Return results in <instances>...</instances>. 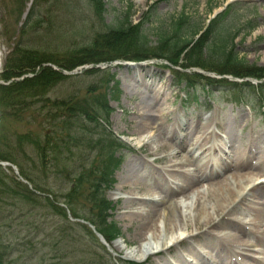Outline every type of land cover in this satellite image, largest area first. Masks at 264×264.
I'll list each match as a JSON object with an SVG mask.
<instances>
[{
	"label": "rangeland",
	"instance_id": "obj_1",
	"mask_svg": "<svg viewBox=\"0 0 264 264\" xmlns=\"http://www.w3.org/2000/svg\"><path fill=\"white\" fill-rule=\"evenodd\" d=\"M34 1L0 0V52L2 54L0 155L9 154L11 157L3 161L12 163L17 169L0 165L2 168L0 175L4 178L1 183L5 184L7 189L12 181L16 182L18 190V194L12 195L9 191H4L5 188H2V185L0 186V242L14 247L9 254L5 255L3 264H84L97 258L98 254H100V259L104 258L103 244L99 240L95 241L80 228L72 230L69 226H65L66 222L57 210L46 205V198L56 197L58 201H62L63 196L72 186V178L80 174L79 166L81 164L88 166L92 161L99 162L100 158L96 157L98 148L86 145L89 139H92L95 144L98 142L104 145L105 149L109 144L105 143L104 139H97L98 134L94 133V130L91 134L87 131L90 123L88 116L85 120L73 117L72 122L76 130L72 129L74 134L71 138L72 152L68 154L69 157L63 156L59 162L61 168L69 171L74 169L73 174L67 176L60 171L57 173L55 170L58 166L57 162L51 166L53 171L46 178L41 173L40 156L35 149L38 144L35 141L40 142L53 136L54 133L51 132L52 127L49 123L43 122L41 125L42 119L36 115H30V112L43 108L44 113L46 109L58 104L60 100L67 101L72 96L74 97L71 104L81 98H90L100 93H105V98L108 100L110 93L113 94L111 81L114 73L119 80L121 91L116 98L112 97L109 100L110 125L108 127L122 140H127L129 137L130 140L127 141L132 150L125 152L126 158L115 173L117 181L114 187L106 192L107 198L114 204L110 219L120 227L118 242H124L121 250H117L111 243L110 251L106 250L110 255L107 256L110 258L108 264H112V259H117L118 261H115L117 264H167L171 258L181 260L182 253L179 251L181 247L187 249L196 245V242L204 246L206 244L213 246L217 238H210L208 231L222 236L223 241L233 239L230 233H236L237 229L229 224V218H235L244 224L256 219L264 220V214L262 218L258 216L261 204H257L258 201L255 200L252 202L253 198L249 197L240 205L217 216L212 226L206 228L199 225L196 236L198 238H183L171 248L150 254L142 261H135L124 255L127 249L141 242L142 233L155 218L154 209H164L168 216H172L175 200L180 193H186L187 187H192L201 181V178L189 177L190 180L186 182L188 186L180 192L162 189V195L158 198H162V201L144 200L143 207H139L135 202L137 199L129 198L135 189L134 182L139 177L143 183L147 184L138 193H143L142 190L151 189L156 185V172L162 167L169 169L167 166L170 165L168 155L170 148L175 149L178 159L190 158L188 162H195L188 149L193 146L194 137L207 130L204 124L209 121L214 122L216 130L224 134L223 138L230 153L233 154L232 160H235L234 157L238 156L240 151L248 152L249 150L250 152L255 147L264 150V107L259 106L261 103L253 95L245 94L244 101L236 103L229 100L223 90L219 93L215 86L208 88L198 85L194 92L196 99L191 96L188 98L187 89L183 87L184 85H176V79L161 64L165 60L159 57H157L158 61L150 59L141 63L115 61L112 67L109 66L102 71H85L84 68L82 74L78 73V76L65 78L46 90H35L36 85L33 81H27L26 84L19 85V88L11 90L12 84L20 81L23 74L28 76L31 74V71H20V69L31 68L27 66L30 64L28 56L47 59L42 65H37L33 73L49 63L57 66L62 62L67 63L69 58L73 59L72 55L70 57V52H75L79 46L89 43L98 31L105 29V24L112 23L114 13L122 10L129 12V9L132 15L127 31L133 27L136 28L138 22L150 17L153 22L145 25V31L154 44L156 41L155 28L159 26L158 21L169 24L171 16L186 12L185 14L190 16V23L194 24V27L201 25L203 33L210 20L216 18L219 13L224 12L231 5L226 13L221 15V18L225 19V26L233 27L231 32L235 50L239 56L245 58L247 64L264 69V0H36L32 16L24 21L18 16L19 6L22 4L21 7L24 8L26 4L30 7ZM91 2H102L103 7H100V11L104 10V13L100 12V17L95 13ZM255 25H257L256 28L250 31L251 26ZM135 31L138 30L132 33L125 31L126 34L119 36L130 39ZM3 60L6 62L3 63ZM14 63L21 68L17 69ZM139 74L144 77L146 83L162 86L161 96L163 91L166 93V98L160 99L158 105L152 98L155 92H152L144 82L138 83L134 80V76ZM18 89H23V97L15 93ZM34 93L38 95L33 96ZM23 100L24 104L20 103ZM205 116H208V119H204ZM81 128L87 131V133L84 131L83 136L79 131ZM147 128L152 130L156 138L154 139V145L157 144L156 149L151 148L153 136L151 141L137 145L136 139L139 138L140 132ZM186 133H189L188 138H184ZM211 134L208 133L207 136ZM172 135L175 139L171 138ZM61 136L67 137L63 134ZM204 136L206 132L201 139ZM214 137L222 139L218 135L211 138ZM209 144V139L201 141L200 146L197 147L201 153H198L196 159L202 157ZM249 156H252L251 152ZM153 159H155L154 162ZM230 163L233 164L231 161ZM226 165L229 164L226 163ZM258 165L263 168L264 162L257 160L256 164L252 165L248 157L244 167L249 166L246 170L255 172L253 167H258ZM19 170L35 182L39 179V184L51 189L54 197L47 192V189L35 190L29 181L25 182L27 180L19 176ZM261 177L264 178V175ZM217 178L219 179L216 174L211 176L208 174L203 180L211 182ZM18 182L24 186L18 185ZM25 183L28 186H25ZM23 187H28L33 191V194H29L31 199L22 195L24 192L20 188ZM140 209L142 211H139ZM246 225L253 228L250 224ZM246 231V236L245 233L239 234L240 240L251 238L249 236L251 233ZM99 244H102V247ZM207 252V250L204 251V256L211 257L212 253L210 255Z\"/></svg>",
	"mask_w": 264,
	"mask_h": 264
},
{
	"label": "trees",
	"instance_id": "obj_2",
	"mask_svg": "<svg viewBox=\"0 0 264 264\" xmlns=\"http://www.w3.org/2000/svg\"><path fill=\"white\" fill-rule=\"evenodd\" d=\"M95 13L99 16L104 13V10L100 11V7H103L102 2H91ZM231 5H229L230 7ZM222 13H219L216 18L210 20L206 26V30L202 33L201 25H192L190 23V16L186 15V12H181L180 15L171 16L169 24L158 21L159 26L155 28L156 41L154 44L150 40L148 34L143 27V23L148 22L146 20L140 22L136 28H131L129 31V20L132 15L130 9L129 12L121 11L113 14L111 24H105V29L98 31L92 39L84 46H79L75 52H70L68 62L59 63L58 66L71 69L79 64L84 63H99L109 62L115 59H131L141 60L149 57H160L167 59L173 65H179L183 68L199 67L206 70L214 71L218 74H230L236 77H255L264 78V69H258L254 65L247 64L245 58L239 56L235 50L233 43V36L231 30L233 27H227L224 24V18H221L223 13H226L228 8ZM100 17V16H99ZM226 27V28H224ZM255 28L251 26V29ZM135 31L134 36L130 39L121 38L120 34L132 33ZM126 31V32H125ZM117 37V38H116ZM116 41V42H115ZM115 42V44H113ZM113 45V46H112ZM29 63L27 66L30 69L21 70L17 63L14 66L20 71H31L37 65H42L45 58H39L36 56H28ZM34 57V58H33ZM63 61V60H61ZM99 70V69H97ZM22 73V72H21ZM179 75L186 82L198 81L206 79L207 82H216L219 84L229 86L233 91L239 90V84L228 81L225 78L211 79L201 76L198 73H186L178 72ZM68 78L61 71L53 69L50 66H42L33 73L32 76L22 78L18 82H14L11 86V90L19 88V85L26 84L27 81H33L37 89H50L56 83ZM249 82H245L247 85ZM254 90V87H251ZM23 89H18L15 93H19V97H23ZM38 95L37 93L32 94ZM102 96V97H101ZM74 96L70 97L67 101L60 100L58 104L46 109L43 113V108H39L38 111H31L34 115L40 116L42 122H47L51 125L54 135L50 138L43 139L42 141H35L38 145L35 146L37 154L40 156V169L41 173L47 178L51 175V166L58 162V166L55 167L56 172H63L64 175L71 176L73 170H66L59 166L60 160L63 156L71 154V138L73 137L72 118L75 117L78 120H85L88 116L89 127L87 131L90 134L96 132L98 134L97 139H104L105 143L109 146L105 149L102 144H95L92 139L86 142L87 147H97L98 153L96 157L100 158L99 162L92 161L91 164L85 166L81 164L80 174L72 178V186L63 196L62 202L69 208L71 214L75 218H82L92 223L97 230H99L108 240L113 238L119 233L118 228L114 222H108L107 209L110 207L109 201L104 197V191L110 188L114 182L113 173L121 163L122 157L117 156V152L120 151V147L125 146L120 140H118L111 132L107 131L104 126L99 122L102 111H106V94L100 93L90 98H81L79 101L71 104ZM20 101V98H18ZM49 101V100H48ZM20 103L24 104V100ZM108 112V110H107ZM42 125V124H41ZM81 136L87 131L79 129ZM63 132V133H61ZM67 136V137H62ZM56 137V138H55ZM32 142V140H30ZM60 143V145H58ZM0 158H3L0 155ZM9 158V157H8ZM0 169H2L0 167ZM21 173V170H20ZM36 190L47 189L48 193L54 197L53 191L48 187L42 186L38 181H34L23 175ZM33 177V176H32ZM35 177V176H34ZM4 178L0 175V186L5 188L4 191L12 193V195L18 194L16 189V182L11 181V186L7 189L5 184L1 183ZM18 185L24 186L18 182ZM25 186H27L25 184ZM24 193L25 198L31 199L29 194H33L28 187L20 188ZM48 197V196H47ZM54 197L53 199L46 198V205L50 208L53 207L57 210V213L64 218L66 222L65 226H69L70 229L75 228V224L81 226L87 231L91 237V231L85 227V225L79 222H70L66 217V213L63 207H61ZM14 247H10L4 242H0V264L4 263L5 255L9 254ZM109 258L106 256L100 259V254L97 258L92 259L89 263L84 264H108Z\"/></svg>",
	"mask_w": 264,
	"mask_h": 264
},
{
	"label": "bare ground",
	"instance_id": "obj_3",
	"mask_svg": "<svg viewBox=\"0 0 264 264\" xmlns=\"http://www.w3.org/2000/svg\"><path fill=\"white\" fill-rule=\"evenodd\" d=\"M1 62L2 57L0 52V69ZM161 89L162 86H158L152 96L157 105L160 99L164 100L166 98L165 92H163V95L161 96ZM205 125H207V130H204V132H209L208 130L210 129L211 133L213 131L214 133H216V130L213 128V123H209L206 121ZM204 132L195 136V144L201 141V137L203 136ZM207 134L208 133H206V135ZM152 135L153 134L151 131L142 130L140 132L139 138L136 139L137 145H140L145 139L150 140ZM188 136L189 133H186L184 138H188ZM127 140H130V138L128 137ZM222 146L223 145L221 143L212 140V144L208 147V150H210L211 147L225 150ZM155 147L156 145H152V149H154ZM263 151L264 150H262L261 148V154H259L260 151L256 152L259 154V158L264 161ZM237 155L238 156L236 157L237 161L235 164V169L230 176L224 179H219L218 181L214 182L212 186L208 185L207 190L199 188L191 189L189 194L182 196L175 201L172 216H168L166 210L164 209H154L153 215L155 218L154 220L152 219L153 222L148 227H146L145 231L142 233L141 242L137 246L127 249L124 255L135 261L145 260L150 254L160 252L164 249H169L172 247V245L181 242L183 238H195L197 236L199 225L206 228L212 226L213 220H215L217 216H219L223 212L228 211L232 207L240 205L242 201H245L249 197H252L258 202L262 203L264 201V187L260 185L264 180L261 179V176H259L258 174L261 170L259 169L257 173L244 171L243 169H241V167L245 168L244 164L246 163V157L248 156V154H246L244 151H240ZM169 164V168H171L172 170L170 173H174V175L177 176V174L180 173L179 167L176 166L178 164L177 161L169 160ZM217 164L218 162L215 161L216 167ZM133 168H136V166H133ZM190 169L192 168L189 167L187 169V172H189L188 170ZM162 170L165 171V173H168L165 169ZM198 177H200V175ZM174 179H177V177H175ZM168 183L169 179L167 177H165L164 175L160 177V188H164V186L168 187ZM134 185L139 186L137 181L134 182ZM157 192V190H153L151 191V195L153 196ZM137 196L138 198L141 197L140 195ZM137 196L134 197L137 198ZM156 196L159 195L156 194ZM260 214H264V208L262 207H260L259 210V215ZM258 221L261 222V220ZM229 224L232 227H234L236 224L239 225L238 222H236L234 219H230ZM189 226L190 229H188ZM208 233L210 234L214 232L208 231ZM233 238L234 239L230 240L231 244L236 242V237L234 235ZM230 243H228L226 247H229ZM123 244V241L115 242L113 244V247H115L117 250H121ZM255 245H257V250H259L260 254V256H258L259 258L257 262H259V264H264V246L262 243H257ZM214 248L221 256V258L219 259L220 262H216V264H239L238 261L234 262L228 260V256L226 257L223 242L217 241V243L214 245ZM239 248V244L235 243L229 248V251L230 253L234 254L235 252L239 251ZM244 254H247L249 256L255 254V252L246 251ZM202 262L203 264H209V262L206 260H202Z\"/></svg>",
	"mask_w": 264,
	"mask_h": 264
}]
</instances>
